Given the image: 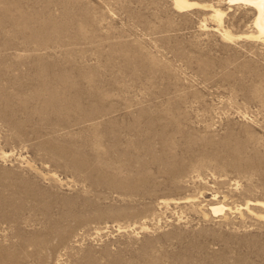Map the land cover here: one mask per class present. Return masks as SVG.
<instances>
[{
  "label": "rangeland",
  "instance_id": "374dc122",
  "mask_svg": "<svg viewBox=\"0 0 264 264\" xmlns=\"http://www.w3.org/2000/svg\"><path fill=\"white\" fill-rule=\"evenodd\" d=\"M188 1L0 0V264H264V38Z\"/></svg>",
  "mask_w": 264,
  "mask_h": 264
},
{
  "label": "bare ground",
  "instance_id": "6f19581e",
  "mask_svg": "<svg viewBox=\"0 0 264 264\" xmlns=\"http://www.w3.org/2000/svg\"><path fill=\"white\" fill-rule=\"evenodd\" d=\"M174 1H175L176 8L180 11H186L192 7L197 6L196 3H191L188 0H174ZM227 2L230 3L229 5H231V4H234V5L245 4L246 6L250 7L253 11H255L256 16H255V20H254V26L259 33V36H257L256 38H258V39L264 38V0H229ZM215 16H216V18L219 19L220 24H222L223 13L220 10H215ZM225 36L227 38H231L230 34H228V33H226ZM250 37H254V36L248 35V38H250ZM82 175H84V174H82ZM211 210L213 212L212 213L213 215L214 214L218 215L219 213L223 214V212L225 211V206H219V205L214 204V205H212Z\"/></svg>",
  "mask_w": 264,
  "mask_h": 264
}]
</instances>
